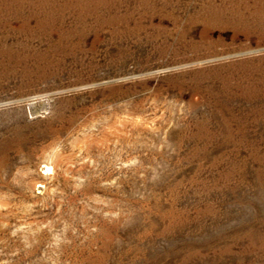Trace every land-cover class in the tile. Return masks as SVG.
Listing matches in <instances>:
<instances>
[{
    "label": "rangeland",
    "instance_id": "rangeland-1",
    "mask_svg": "<svg viewBox=\"0 0 264 264\" xmlns=\"http://www.w3.org/2000/svg\"><path fill=\"white\" fill-rule=\"evenodd\" d=\"M0 264H264V0H0Z\"/></svg>",
    "mask_w": 264,
    "mask_h": 264
},
{
    "label": "bare ground",
    "instance_id": "bare-ground-1",
    "mask_svg": "<svg viewBox=\"0 0 264 264\" xmlns=\"http://www.w3.org/2000/svg\"><path fill=\"white\" fill-rule=\"evenodd\" d=\"M48 169H50V167H48Z\"/></svg>",
    "mask_w": 264,
    "mask_h": 264
}]
</instances>
